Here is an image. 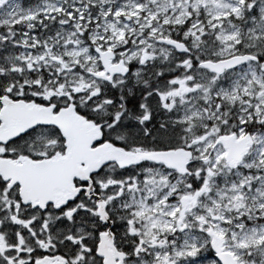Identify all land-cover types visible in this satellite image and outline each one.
<instances>
[{
    "label": "snow or ice",
    "instance_id": "1",
    "mask_svg": "<svg viewBox=\"0 0 264 264\" xmlns=\"http://www.w3.org/2000/svg\"><path fill=\"white\" fill-rule=\"evenodd\" d=\"M0 264H264V0H0Z\"/></svg>",
    "mask_w": 264,
    "mask_h": 264
}]
</instances>
